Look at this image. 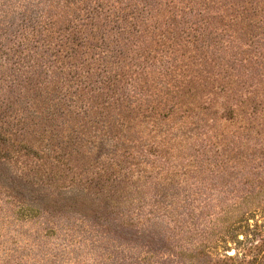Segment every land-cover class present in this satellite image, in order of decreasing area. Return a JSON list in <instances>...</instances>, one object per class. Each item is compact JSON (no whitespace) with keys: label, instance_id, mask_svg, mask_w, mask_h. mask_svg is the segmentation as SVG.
<instances>
[{"label":"rangeland","instance_id":"rangeland-1","mask_svg":"<svg viewBox=\"0 0 264 264\" xmlns=\"http://www.w3.org/2000/svg\"><path fill=\"white\" fill-rule=\"evenodd\" d=\"M118 1L128 8L109 17L113 35L103 23L88 35L94 50L79 58L105 46L121 52L98 62L112 67L104 75L116 86L91 103L90 118L62 121L46 119L35 93L47 95L41 84L54 88L60 72L81 66L73 55L62 62L48 30L65 32L72 16L108 1L0 0V136L9 130L0 141V264H264V0H176L182 9L173 0ZM219 25L229 37L215 45L224 58L203 62V53L212 58L201 39ZM137 49L161 73L147 78L153 87H127ZM186 63L192 88L180 100L158 96L173 91ZM92 77L95 87L107 80ZM118 102L152 110L127 114L113 110ZM15 104L32 107L24 129L6 122Z\"/></svg>","mask_w":264,"mask_h":264},{"label":"trees","instance_id":"trees-1","mask_svg":"<svg viewBox=\"0 0 264 264\" xmlns=\"http://www.w3.org/2000/svg\"><path fill=\"white\" fill-rule=\"evenodd\" d=\"M106 1H108V3H106ZM210 1L211 0H208L209 4H211ZM103 3L104 4L106 3V5L108 6L107 9H105V10L100 11L97 9L100 7H96L93 9L94 12L92 14L81 15L80 13H78L80 15H77L76 17L72 16L74 21L76 22V25H73V27L66 26L65 30H64L65 32H63V30L60 29V26L56 30H52L51 28H50V30H48L49 34L47 37V43L53 42V41L58 43L57 45H54L53 49L56 50V53L57 52H61V53L63 52V57H62L63 61L62 62H66L67 60H70L69 58H73V56H75V57L77 56L78 58H76L75 60L73 59V60L76 62H79L78 66H81V68L75 69V67L77 65H74L73 68L70 69L69 73L64 75L63 72H60V73H62V79L58 82H60L61 85L57 84V86H54V88H53L54 84H52V83H44V85H42L40 83L41 86H43L45 89L51 88V91L47 95H44L43 93H42V95L39 93H35L42 100L41 103L44 102L47 105L46 112H43V113H45L44 115H45L46 119L52 120V119L59 118L62 121H65L66 116H68L69 113L71 115L75 114L76 117H79L77 121H79L80 119H86L91 115L90 112L93 109V106L91 103L96 102V106L99 105V103H97L96 99L99 98L101 92L105 89V87L107 86L108 88H110L112 86H116V85H113V83H111L112 80L110 77L106 78V75H104V74L112 73L115 71L112 69V67H108L109 68L108 69L104 65V64H106V62H102L103 63L102 68L99 67L100 65L98 66V62L101 59H103L104 57H107V58L109 57L108 58L109 60H112L111 56H113L114 58L116 57V59H118L119 55L121 53L120 51H119L120 52L119 55L116 56L114 50H111V49H109V47L105 46L102 49L103 52L101 54L97 55V57L99 56V60L96 59L97 58L96 55L93 56V54H92V56L89 57L90 61H86V62L87 63L91 62V63L96 64L99 68L95 69V71H93L92 67L88 68L87 71H82V69L85 67L83 65H85L86 62L83 63V62H81V60H79V58H81V55H86L88 51L94 50V47L91 44L92 39L94 37L93 36L89 37L88 35H95L97 31L102 30L103 23H106L105 27H107L104 30L105 32H103V33H106L107 35H113V34L108 33L111 31L109 28V17L113 16V17L119 18L118 20H120V16H118V14L120 15L122 13H125L126 9L128 8L127 4H123V3H127V2H122V1H118V0L117 1L113 0L112 2L110 0H103ZM197 3L198 2L196 1L192 6H195ZM180 7H181V3L177 2L176 0H173V8L174 9H177V8L182 9ZM100 9H102V8H100ZM143 10H145V8L142 9V7L140 9H138V8L136 9V11L139 12L141 15L144 14ZM207 11H208V9L204 8L203 11H200V13L198 12L197 16H201L202 14H204ZM103 12H105V13H111L112 12V14L111 15L105 14L104 17L102 18L100 14ZM182 12L184 13V10H182ZM94 13H98L97 20L92 19V16ZM215 14L216 13H214L213 15H215ZM87 15H92V16H87ZM201 17H206V16L202 15ZM212 20H215V19L213 18ZM89 22H91L95 25H92ZM200 22H201V28L204 29L203 31L208 30L207 29V27L209 26L208 21L203 22L205 24L204 26L202 24V21H200ZM68 24H73V22H68ZM112 26H110V27L112 28ZM213 29H214V32H216L215 34H213L212 36L208 35L206 37L202 35L204 38L201 39V40L205 39L206 43L204 44L203 48L208 51V54L210 52V57L212 59L209 58V60H208V56H206L205 53H203L202 54L203 58L201 61H203V62L206 61L208 63H211L213 60V62L215 61V64H216V62H217L216 60L220 61L219 55L223 56V58H224V55H223L224 49L222 48V46L228 45V43H229L228 38L229 37L227 36V38L224 39V36H225L224 32L225 31H223V29L221 28L220 25L214 27ZM114 35L116 37V33ZM140 35H144V34L140 32ZM145 37H147V36H145ZM206 39L208 41H206ZM167 40H169V39H167ZM186 41H188V40H186ZM101 42L105 45L107 44L104 41V38L101 40ZM113 42L114 41H112L110 43H113ZM165 42H166V48L170 49V46L168 45L166 39H165ZM217 43H221L222 46L220 48H216L215 45ZM47 47L49 49L50 45H47ZM84 49H86V51H84ZM199 49H201V48H199ZM136 52L132 53L135 57V61L131 65L132 68H128L129 64L127 66L125 65V62H126V57H125L122 64L120 63L119 65H116V69H115L116 72L120 70L122 73L124 71L123 70L124 67L125 66L127 67V70L125 71V73L127 75H130V77L132 78V81L130 83H127L128 89L132 86H135V89H137L136 85L139 81L142 80L145 84H147L148 83L147 82L148 77H153L152 79H156V76H159V74H161L160 71L158 74V73H156V70H152V69H150V67L146 66V62H145L146 57L144 56L145 51L142 52V50L137 49ZM106 55H111V56H106ZM164 56H166V58H167L166 54H164ZM113 61L112 62L109 61V63L114 64ZM115 64H118V62H116ZM188 68H189L188 64L186 63V65L183 67V71H182L181 75L179 73L181 79L179 81H177V83H175L176 85H174V84L171 85L173 87V91H171L172 89L170 90L169 87H166L165 89L163 87V90H161V89L159 90L158 96H162V97L168 96V97L178 98L180 100L184 94L183 91L185 89L192 88L191 85H193V82H194V80H192L190 77L188 78V76H189L188 75V72H189ZM173 72H174V70H173ZM92 76H95L97 78L103 77V78L107 79L104 82H102V83H105V85L101 84L102 87H95L96 81L92 80V78H93ZM114 76H115V74H114ZM173 78H175V77H173ZM68 79L70 80L69 82H68ZM25 82H26V84H28L30 86V88L32 89L33 92L37 91L35 89V87L38 88L37 87L38 82L34 81L33 79H29V78L26 79ZM154 85H155L154 81H149V83H148L149 87H153ZM158 87H159L158 84H156L155 88H158ZM25 92L27 93V88L25 89ZM40 92H42V91L40 90ZM26 93H24V95ZM147 96H149L148 98H150V100H147V101H149V102L153 101L154 102V98H153V95L151 92L150 93L147 92ZM10 98L13 99V96L7 95L5 98L1 99V102L4 103L6 109H11V107L9 106L10 105V101H9ZM14 101L15 100H13V102ZM153 102H151V104ZM16 104H15V108H13L15 110H12L11 114L6 116V122L7 123H13L12 124L13 126H15V124H21L23 129H24L25 122H28L27 120L30 117L32 107H31V105L27 106V104L26 105L24 104L27 109L23 110L21 108H18V105H16ZM112 105H114L113 110H115V111H118V110L123 111L124 110L127 114H130L132 112L134 113V111H140L141 109H143L140 106L132 107L131 104L125 105L124 103H119V102L113 103ZM153 108H155V107H153ZM143 110L146 111V113H150V110H152V108H151V106H149V108H145ZM38 112L40 113V111H38ZM13 114H14V116H12ZM31 115L35 116V112H33ZM12 131L9 135L11 137H13ZM2 132H3V136H0V141L6 142L4 134H9V130L2 128Z\"/></svg>","mask_w":264,"mask_h":264}]
</instances>
